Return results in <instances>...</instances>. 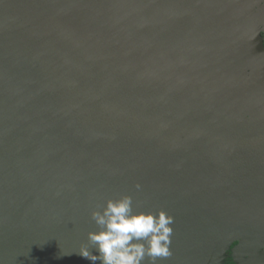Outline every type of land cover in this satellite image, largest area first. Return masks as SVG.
Here are the masks:
<instances>
[{
	"label": "water",
	"instance_id": "water-1",
	"mask_svg": "<svg viewBox=\"0 0 264 264\" xmlns=\"http://www.w3.org/2000/svg\"><path fill=\"white\" fill-rule=\"evenodd\" d=\"M262 26L264 0H0V264H93L123 195L174 218L156 264L263 245Z\"/></svg>",
	"mask_w": 264,
	"mask_h": 264
},
{
	"label": "clouds",
	"instance_id": "clouds-1",
	"mask_svg": "<svg viewBox=\"0 0 264 264\" xmlns=\"http://www.w3.org/2000/svg\"><path fill=\"white\" fill-rule=\"evenodd\" d=\"M133 203L132 196L123 195L93 210L91 219L97 230L87 234L92 249L85 245L77 254L93 264H144L145 258L156 264L169 257L174 218L162 209L134 211Z\"/></svg>",
	"mask_w": 264,
	"mask_h": 264
},
{
	"label": "flooded vegetation",
	"instance_id": "flooded-vegetation-1",
	"mask_svg": "<svg viewBox=\"0 0 264 264\" xmlns=\"http://www.w3.org/2000/svg\"><path fill=\"white\" fill-rule=\"evenodd\" d=\"M260 35L262 41L264 43V26H262ZM251 76V75H249ZM244 153L248 152L247 150H243ZM250 152H254L255 154L264 153V149H256L251 150ZM260 162V160H258ZM255 167V166H254ZM259 167V182H261V172L264 171V164L258 165ZM264 190V189H263ZM262 190V191H263ZM238 247V253L235 256V248ZM240 247V248H239ZM253 250H247L245 248V244H241L239 241H235L231 248L228 250V256L225 259V264H264V244L256 245L253 247ZM250 251H253L255 254H251ZM261 255V256H260ZM250 262V263H247Z\"/></svg>",
	"mask_w": 264,
	"mask_h": 264
},
{
	"label": "bare ground",
	"instance_id": "bare-ground-1",
	"mask_svg": "<svg viewBox=\"0 0 264 264\" xmlns=\"http://www.w3.org/2000/svg\"><path fill=\"white\" fill-rule=\"evenodd\" d=\"M261 256V255H260ZM247 263H250V262H247Z\"/></svg>",
	"mask_w": 264,
	"mask_h": 264
}]
</instances>
